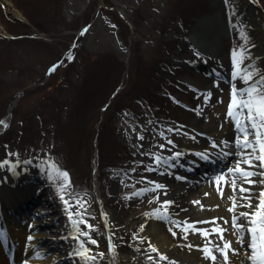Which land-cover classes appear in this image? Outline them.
I'll list each match as a JSON object with an SVG mask.
<instances>
[{"label":"rangeland","instance_id":"obj_1","mask_svg":"<svg viewBox=\"0 0 264 264\" xmlns=\"http://www.w3.org/2000/svg\"><path fill=\"white\" fill-rule=\"evenodd\" d=\"M6 1H9L11 9L0 0V120L8 114L9 105L16 95L19 92L22 94L12 109L10 122L0 131V160L9 152L13 153L12 159H15L16 152H19L22 161L31 158V163L20 166L23 169L31 167L29 175L22 178L36 182L35 187L27 186L28 182L17 178L20 170L18 174L7 171L5 183L23 181L19 188L13 185L10 190L25 196L28 193L24 200L28 209L34 212L38 221L46 223L44 229L52 237L50 242L64 247L65 243L60 242L61 222H53L54 215L45 213V210L51 209L52 212L57 211V216H66L54 185L42 171L41 158L46 161L51 157L70 173L75 192L87 201L85 210L94 214L86 216L96 226L92 230L93 236L99 241H108L111 235L116 246V254L108 249L98 264H116L119 254H135L133 245L136 238L133 233L138 236L145 230L147 222L154 218L146 216L145 212L160 207L156 201L149 202L154 192L141 197L128 198L125 195L146 187L147 182L140 177L150 173L145 171V164H133V161L145 159L133 155L134 145L138 144L136 132L132 131L133 125L139 132L158 127L160 121H163L162 125H169V120L185 119L193 125V121L201 122L204 118V112L197 107L204 96H198L195 109L188 111L174 104L164 93L166 89L175 93L176 87L182 83L178 79H183L184 74L193 79V84L203 82L199 75L174 63L170 56L175 43L181 40L172 31L187 32L189 22H192V17L189 19L186 14L191 10L192 0H105L107 7L101 12L98 23L92 22V33H80L76 47L72 48L73 35L62 31L78 30L83 23L96 20L98 0H92L81 15L77 11L87 0ZM116 2L123 4L126 14L137 27L138 35L132 34L129 24L117 10ZM205 3L202 8L193 6L196 14L210 9L211 2L208 0ZM14 9L26 20H14L8 13ZM36 25L50 26L51 32H45ZM117 31L130 52L116 46ZM43 32L45 35H37L36 38L27 37ZM242 34L243 38L241 36L238 41H224L226 48L238 49L245 40L248 45H253L252 30ZM188 52L191 54L189 49ZM108 53L114 55L113 60L121 61L120 72L117 62L107 60ZM127 56L129 67L124 74V59ZM54 63L56 68L51 70ZM263 65L258 63L260 68ZM175 72L178 79L172 77ZM121 82L123 87L106 106ZM183 97L193 102L191 91ZM152 106L158 111L156 117ZM226 120L216 118L218 127ZM133 167L137 171L128 172ZM117 172L121 174L117 176ZM124 172L135 179H126ZM98 187H101L105 205L112 210L108 218L102 214L104 204ZM34 190L35 195L31 196ZM199 191L195 197L200 195ZM43 198H49L52 206H48ZM161 199H164L163 195ZM198 200L204 205L200 213H207L208 204L201 198ZM138 202L140 205H137ZM224 211H229L227 205ZM225 212L224 215H227ZM163 222L174 243L189 251L193 249L189 244L194 245V231L190 230L186 234L187 239H184L181 229L176 228L177 235L174 236L169 229L175 226L171 221ZM82 226L87 228V225ZM136 256L138 254L133 258ZM68 264H73L72 260Z\"/></svg>","mask_w":264,"mask_h":264},{"label":"snow or ice","instance_id":"obj_2","mask_svg":"<svg viewBox=\"0 0 264 264\" xmlns=\"http://www.w3.org/2000/svg\"><path fill=\"white\" fill-rule=\"evenodd\" d=\"M81 31H87V28ZM249 47L251 45H248L245 40L240 48H233L231 53L232 69L228 79L231 91L225 119H230L234 125V139L225 137L220 139L218 143L216 138L208 137L211 147H204L201 150L188 148L186 151H181L177 141L169 136L170 132L179 131L182 136L187 135L191 139H196V137L192 133H184L182 129L174 128L172 125H162L157 129V133L165 142H161L160 139L152 136V143L147 152L141 151L144 144L138 143L134 145L135 151L133 153V155L151 158L133 161V164H145V171L158 173L160 177L165 174L173 175L179 180H187V177L173 171V169L183 166L191 170L192 166L197 163L192 160L181 164V158L186 157L188 152H193L195 156L204 161H213L216 155L225 160L232 157L228 164L214 170L210 177L215 182L221 197L225 196V186L231 189V194L226 197L228 201H231L227 205L228 210L232 213L231 228H225L219 223H211L209 227H196L197 224L208 223V221H189L187 218L183 220L176 218L170 210V206L176 202L173 199H161L162 195L168 196L170 185L160 178L153 179L149 176H141L140 180L146 181L147 186L125 194L131 198L154 192L155 195L151 196L149 202L156 201L160 207L153 208L151 212H145V215L171 221L175 227L169 230L174 236L177 235L176 228L181 229L185 234L184 239H187L186 234L189 230L199 232L205 237L204 243L189 244V247L200 248L202 255L210 260V264H264V68L258 67L255 57L247 50ZM249 58H251V62L246 63ZM55 68L56 65H53L51 70ZM220 78L223 79V75ZM237 81L241 82V86H238ZM211 95V91H208L203 99L207 101ZM148 123L151 124L152 121L149 120ZM140 127L143 129V125ZM132 131L136 132L138 141L145 140L143 130L137 132L136 126L133 125ZM202 135L207 134L202 133ZM170 145L174 147L169 148ZM166 148H168L167 152L160 151ZM212 149L216 150L215 154ZM12 156L13 153L9 152L4 159L0 160V168L18 174L22 170L20 168L22 164L31 163V158L22 161L19 158V152L15 153V159H12ZM41 160L43 163L42 171H44L49 182L54 185L68 218L66 234L62 237L70 242L68 255L78 258L77 264H98L99 259L104 257L105 253L90 247V245L98 246L99 240L92 234V230L96 226L86 219V216L94 215L85 210L87 201L75 192L71 175L66 169L62 168L51 157L46 161L43 158ZM136 171L135 167L128 170L132 173ZM128 172L123 173L124 177L135 179V177H129ZM120 174L119 172L116 173L117 176ZM193 203L204 207L199 200H195ZM210 207H219V205H211ZM102 214L105 217L108 216L107 212ZM217 220H222L225 225L228 224L225 217L213 216L209 218V221ZM81 225H87V228H83ZM28 226L32 227L31 223ZM141 230H143V225H141ZM227 232H231L235 237V243L225 235ZM213 233H219L218 237H214ZM133 236L141 243L145 241V237L137 236L136 233H133ZM26 239L32 241L34 237L29 234ZM217 239L220 243L215 242ZM136 247L138 248V245ZM147 247L158 252L162 259H168L165 253L160 252L156 245L150 242V238ZM108 249L114 255L116 254V246L111 235L108 237ZM230 252L231 256L229 255ZM45 254L46 252L36 251L35 257L39 259ZM218 254L220 255L219 261ZM147 259L153 260L154 258L149 256ZM22 264H30L29 259H23ZM156 264H160V261L156 260Z\"/></svg>","mask_w":264,"mask_h":264},{"label":"bare ground","instance_id":"obj_3","mask_svg":"<svg viewBox=\"0 0 264 264\" xmlns=\"http://www.w3.org/2000/svg\"><path fill=\"white\" fill-rule=\"evenodd\" d=\"M9 2V1H8ZM10 7V3H9ZM11 8V7H10ZM14 14L18 16H22L20 12L14 9ZM219 26H217L216 29H214L215 33L210 37H204L205 39H200L201 44L206 46H211L213 49L216 47V39L219 32ZM214 84H211L210 90L212 95L209 97V99L206 101L207 105L210 106L213 109V113L209 114L208 116L205 115V121L201 123V127L196 126L197 128L209 133L204 136H200L198 133L193 132L192 135L196 137V139L187 138L185 136L180 137V139L184 140V142L181 144L179 141L177 142L179 146V150L186 151L188 148H194L196 150H201L204 147H211L208 137L216 138L217 142L219 143L220 139H223L225 137L230 138L232 134H234L232 121L229 120L226 124L223 125L222 128H218L217 124L215 123L216 115L217 113L221 114L226 109V94L224 87L220 88L217 87V89L214 88ZM208 93V92H207ZM214 94V98H213ZM216 98L219 100L216 101ZM223 101V102H221ZM231 135V136H227ZM155 136V133L151 132V130L145 131V140L139 141V143L144 144V148L141 149V151L147 152L149 150V145L152 143L151 137ZM159 138V137H158ZM157 138V139H158ZM161 142H165L164 139ZM158 147V146H157ZM174 146H169V148H172ZM215 153L216 150L212 149ZM162 152H167L168 148L160 150ZM189 155L193 158H197V156L194 155L193 152H188ZM218 156V155H217ZM144 157V156H141ZM146 160L151 159L150 157H144ZM232 159V158H231ZM196 161V160H195ZM231 161V160H230ZM181 168H175L173 171L179 172L182 176L187 175L186 171ZM153 179L160 178L163 179L164 182L170 185L168 190V196L164 198L173 199L176 203L172 206H170L171 212L175 215L176 218L183 220L184 218H187L189 221H209L210 217H228L232 215L230 214L224 215V208L226 205L230 204L231 201H228L226 199L227 195H230V188L225 186L224 192L225 196L221 197L219 192L216 189V186L214 185H204L201 186V189L199 191L198 196L195 197L196 191L194 190V187L192 183L187 182L186 180H179L176 179L173 175H167L165 174L163 177H160L159 174L152 173L150 176ZM4 175L0 172V192L3 193L4 191V198L6 201L5 206H1L4 208V214H8L9 218L5 219V222H1L0 225L8 224L9 229L4 226V229L10 231L13 233V235H16L17 242L20 244L19 251H27L29 252V261L31 264H54L56 260H63L65 257H67L68 252L70 250L69 248V241L62 240L66 244L65 246L67 249H63V247H57L52 245L49 242L50 233L47 231H44L43 224L44 222H40L35 217L31 216H25V221L22 222V219H17V214L10 213L9 210L14 211L18 208V199L16 198H23V195H20L19 192L12 193L8 191L7 184L4 182ZM190 184V185H189ZM188 185V186H187ZM254 187V186H253ZM4 188H6L4 190ZM36 192L35 190L33 193ZM205 193H208V195H205ZM184 194L186 196H184ZM18 195V196H17ZM35 194H32L31 196H34ZM19 198V199H20ZM199 198L203 199L205 203H207V213H200L201 206L200 204L193 203V201L198 200ZM45 202L49 203L48 206H52V203H50V199L46 198L44 199ZM137 205H140V202L137 203ZM190 206L188 209H186L187 206ZM211 205H219V207H210ZM185 207V208H182ZM9 209V210H8ZM6 210V211H5ZM104 212L108 213V218L110 216L111 210L106 207L104 209ZM25 213V212H24ZM54 222H61L60 229L61 234L64 236L66 234L65 229L68 227L67 223V216L62 218V216H57V212L54 211ZM227 213V212H225ZM18 214H23L22 210L18 212ZM207 214V215H206ZM7 217V216H6ZM29 223H31L32 227H29ZM211 223H219L223 227L231 228V223L224 224L222 220L217 221H211ZM210 225V223H200L197 224L196 227H207ZM145 230L142 231L138 236L145 237V241L141 243V241L135 239L134 245H133V252L134 255L138 254L135 258H133L134 255H130L127 253L126 255L119 254L117 256L116 264H156V260L160 261V264H210V260L206 259L202 255V250L200 248L194 247L191 251H189L186 248L180 247L177 243H174L171 239V236L168 234V231L166 229V225L164 224L162 219L152 218L147 222L145 225ZM81 227H83L81 225ZM84 228V227H83ZM31 234L34 239L32 241H27L26 237ZM216 237H218L219 233H214ZM225 235L232 239L235 243V237L232 235L231 232L225 233ZM155 244L156 247L160 250V252H163L166 254L168 259H162L159 256L158 252L152 251V249L147 247V244L149 242ZM203 236L199 232H194V244H202L203 243ZM216 243H220V241L217 239ZM138 245V248L136 247ZM17 246V244H16ZM90 247L97 249L98 251H104L105 254L108 253V241L107 240H100L99 245H90ZM46 252L45 255H43L41 258L37 259L35 257V252ZM47 251H51L52 253L48 256ZM11 254L14 253L12 252ZM231 256V252L229 253ZM153 257V260H148L147 257ZM77 260L78 258H74ZM103 259L102 257L99 259V261ZM220 260V256L218 257V261ZM0 264H7L6 256L3 253V250L0 248Z\"/></svg>","mask_w":264,"mask_h":264},{"label":"water","instance_id":"obj_4","mask_svg":"<svg viewBox=\"0 0 264 264\" xmlns=\"http://www.w3.org/2000/svg\"><path fill=\"white\" fill-rule=\"evenodd\" d=\"M221 24L222 25H226V22L224 21V22H221ZM215 25V24H214ZM216 25H219V24H216ZM221 30H223V29H221Z\"/></svg>","mask_w":264,"mask_h":264}]
</instances>
